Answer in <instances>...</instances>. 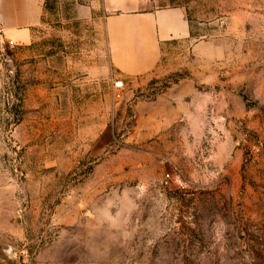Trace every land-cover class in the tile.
<instances>
[{"label":"rangeland","instance_id":"374dc122","mask_svg":"<svg viewBox=\"0 0 264 264\" xmlns=\"http://www.w3.org/2000/svg\"><path fill=\"white\" fill-rule=\"evenodd\" d=\"M42 1L0 14V264H264V0H154L190 35L127 80L99 0Z\"/></svg>","mask_w":264,"mask_h":264},{"label":"crops","instance_id":"0c3cea01","mask_svg":"<svg viewBox=\"0 0 264 264\" xmlns=\"http://www.w3.org/2000/svg\"><path fill=\"white\" fill-rule=\"evenodd\" d=\"M0 11L4 31L27 41L31 28L40 23L43 1L0 0ZM90 12L102 19L110 68L125 80L153 73L162 46L190 35L183 8H158L154 0H99Z\"/></svg>","mask_w":264,"mask_h":264},{"label":"built area","instance_id":"2783aa9c","mask_svg":"<svg viewBox=\"0 0 264 264\" xmlns=\"http://www.w3.org/2000/svg\"><path fill=\"white\" fill-rule=\"evenodd\" d=\"M114 87L120 89L123 87V82L121 80L114 82Z\"/></svg>","mask_w":264,"mask_h":264}]
</instances>
